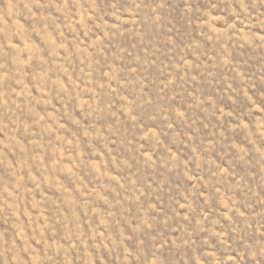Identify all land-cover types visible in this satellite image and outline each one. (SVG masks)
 <instances>
[{"label": "rangeland", "instance_id": "1", "mask_svg": "<svg viewBox=\"0 0 264 264\" xmlns=\"http://www.w3.org/2000/svg\"><path fill=\"white\" fill-rule=\"evenodd\" d=\"M0 264H264V0H0Z\"/></svg>", "mask_w": 264, "mask_h": 264}]
</instances>
